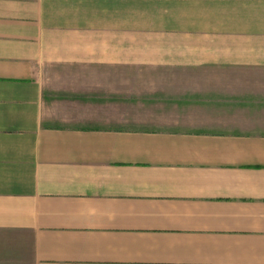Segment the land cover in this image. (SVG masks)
Returning <instances> with one entry per match:
<instances>
[{
  "label": "crops",
  "instance_id": "0c3cea01",
  "mask_svg": "<svg viewBox=\"0 0 264 264\" xmlns=\"http://www.w3.org/2000/svg\"><path fill=\"white\" fill-rule=\"evenodd\" d=\"M137 69L264 80V0H0V264H264V96L104 128Z\"/></svg>",
  "mask_w": 264,
  "mask_h": 264
},
{
  "label": "rangeland",
  "instance_id": "374dc122",
  "mask_svg": "<svg viewBox=\"0 0 264 264\" xmlns=\"http://www.w3.org/2000/svg\"><path fill=\"white\" fill-rule=\"evenodd\" d=\"M217 74H220L222 77L219 78L225 81L218 83L229 84L225 88L215 86V88H212L213 90H222L234 95L242 93V90H244L248 95L253 96V99L264 96V86L251 84L264 83L261 76L257 77L254 74L247 73L243 75V78L245 77L244 82L238 83L228 79L236 76L237 73L235 72L225 71L217 72ZM198 77L204 78L198 80L202 82V85L206 86L207 77H202L201 73L197 72L178 73L169 70L137 69L134 72V79L130 83H74L77 86L78 84L81 85L80 87L75 86L74 89L88 91V93L91 91L90 94L87 93V97L92 96V98L94 97L93 92L96 90L98 93L95 96L100 97L105 106L116 105L117 111L112 109L104 110L106 118L113 120L109 123L110 126L104 128L172 131L179 129L181 126L179 124H183L184 119L182 118L184 116L182 117V114L178 112L182 102L190 103L194 98L191 93L196 90H212L210 87H200L195 90L192 83H195ZM242 83H247L244 88H242ZM128 105L132 109L129 108L127 110ZM158 108L164 109L163 111L166 110L165 113L168 117L165 120L147 118L149 112L145 109L155 111Z\"/></svg>",
  "mask_w": 264,
  "mask_h": 264
}]
</instances>
